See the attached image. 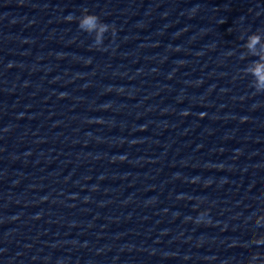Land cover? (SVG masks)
<instances>
[{
	"label": "water",
	"instance_id": "95a60500",
	"mask_svg": "<svg viewBox=\"0 0 264 264\" xmlns=\"http://www.w3.org/2000/svg\"><path fill=\"white\" fill-rule=\"evenodd\" d=\"M257 59L264 0H0V264H264Z\"/></svg>",
	"mask_w": 264,
	"mask_h": 264
},
{
	"label": "clouds",
	"instance_id": "9594fccd",
	"mask_svg": "<svg viewBox=\"0 0 264 264\" xmlns=\"http://www.w3.org/2000/svg\"><path fill=\"white\" fill-rule=\"evenodd\" d=\"M69 20L73 19L72 16L67 17ZM81 22L82 29L97 33V40L99 41L104 32H106L110 25L102 22L98 15L85 11V13L79 18ZM114 30V29H113ZM250 54L256 57L254 48H248L246 50ZM255 71L250 73L253 77L252 90L257 93V98L264 96V75H256L257 72H264V63L260 62V59H257L256 65L253 66Z\"/></svg>",
	"mask_w": 264,
	"mask_h": 264
}]
</instances>
